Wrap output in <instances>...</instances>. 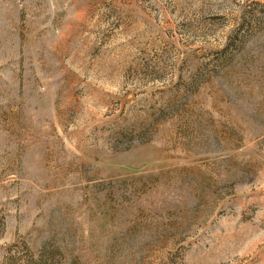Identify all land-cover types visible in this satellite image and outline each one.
I'll return each instance as SVG.
<instances>
[{"label": "rangeland", "instance_id": "1", "mask_svg": "<svg viewBox=\"0 0 264 264\" xmlns=\"http://www.w3.org/2000/svg\"><path fill=\"white\" fill-rule=\"evenodd\" d=\"M0 264H264V0H0Z\"/></svg>", "mask_w": 264, "mask_h": 264}]
</instances>
